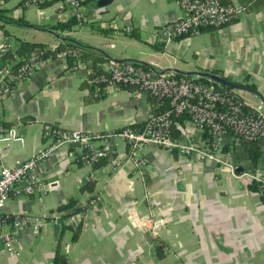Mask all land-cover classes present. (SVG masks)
Here are the masks:
<instances>
[{
  "label": "crops",
  "instance_id": "1",
  "mask_svg": "<svg viewBox=\"0 0 264 264\" xmlns=\"http://www.w3.org/2000/svg\"><path fill=\"white\" fill-rule=\"evenodd\" d=\"M44 1L51 0H39ZM229 1L241 8L238 0ZM83 7L85 20L77 24L62 0L45 7L29 0H0L6 17L26 22L0 28V47L5 43L6 51L14 52L27 41L50 48L61 43L56 34L99 52L106 59L101 64L133 63L178 78L186 77L161 72H219L231 81L252 84L264 98V7L252 12L241 8L227 25L168 42L160 41L158 32L183 16L179 0H84ZM56 25L62 28H50ZM127 27L129 33L124 32ZM4 63L0 59V66ZM67 66L59 56L45 61L0 101V170L21 164L46 146V127L90 134L140 129L153 111L166 109L163 101L132 86L90 94L85 71L72 73ZM235 92L249 106L263 108L255 94ZM172 127V136L180 142H205L203 132L186 116L174 118ZM115 144V152L92 168L77 160L76 145L59 147L39 165L42 189L11 196L4 213L49 221L69 199L84 211L71 223L64 222L72 230H62L60 219L58 225L47 222L38 233L20 228L19 256L10 257L0 248V264H55L57 253L66 264H264V204L261 195L249 189L250 176L264 174V141L258 143L256 166L243 146L228 138L222 141L219 161L154 145L132 151L122 141ZM139 159L146 160L140 170L135 165ZM87 182H93L91 193L81 192ZM146 196L163 221L158 238L136 223L149 211ZM158 243L166 252L157 253Z\"/></svg>",
  "mask_w": 264,
  "mask_h": 264
},
{
  "label": "built area",
  "instance_id": "2",
  "mask_svg": "<svg viewBox=\"0 0 264 264\" xmlns=\"http://www.w3.org/2000/svg\"><path fill=\"white\" fill-rule=\"evenodd\" d=\"M84 0H62L72 11L77 24H82L84 17ZM38 0H29L30 4H37ZM183 16L172 23L163 25L158 32L160 41L168 42L184 36L198 35L206 28H220L236 20L242 12L236 5H223L219 0H179ZM125 33L130 28L124 29ZM58 46H51L55 50ZM8 45L0 47V53L6 51ZM76 57L67 71H85V83L88 86L102 87L103 92L110 89L132 86L139 93L146 94L158 100H167L169 109L162 114H150L140 129L131 127L106 133H84L76 130L44 128L42 135L47 140L46 146L38 150L33 156L21 164L0 170V248L10 257L19 256L18 231L27 227L32 233H38L47 222L59 224L60 214L50 215L49 221L45 217L19 215L10 217L4 213V206L11 196L32 194L42 189V180L38 174V167L49 159L56 149L65 145L79 146L77 160L87 167H94L98 162L110 157L115 152V141L128 144L132 151L142 145H154L166 150H175L185 156H193L199 160L219 161V153L224 138L233 144L243 142L259 143L264 141V108L249 106L235 91H220L213 85L204 84L194 78H177L173 74L156 75L133 63H117L110 61L91 67L89 62L78 59L76 51H62L58 54L66 60V55ZM42 51L35 50L17 67L11 71L12 61L17 60L13 54L11 62L0 66V101L14 93L18 83L24 81L45 62ZM186 116L191 123L200 129L205 142L201 144L185 143L176 140L171 133L173 119ZM4 135V128L0 124V138ZM136 168L143 169L146 160L139 159ZM93 177V174L90 175ZM252 181L259 183L264 191V174L250 176ZM149 208L145 216L137 219L138 228L158 238V231L163 221L153 212V203L146 196ZM76 216H70L67 223H71ZM163 252L166 247L155 244Z\"/></svg>",
  "mask_w": 264,
  "mask_h": 264
},
{
  "label": "trees",
  "instance_id": "3",
  "mask_svg": "<svg viewBox=\"0 0 264 264\" xmlns=\"http://www.w3.org/2000/svg\"><path fill=\"white\" fill-rule=\"evenodd\" d=\"M55 1H59V0H51V1H44V2H39V0H38L37 5L39 7H45V6L50 5L51 3L55 2ZM219 1L223 5H231V2L229 0H219ZM238 1H239L241 8L245 12L256 11V10H259V9L264 7V0H238ZM1 20L15 21V20H11L10 18L6 17L4 15V13L0 10V28H4V26H6V25H5V23L1 22ZM15 22H17V21H15ZM19 22L20 23H26L22 19L18 20L17 23L20 24ZM61 26L62 25H56L53 27L51 26L50 28L51 29H59V28H62ZM156 49H160V47H158ZM35 50L42 51V56H40V58H42L45 61L53 59L54 57H57L60 52L65 51V50L72 51V52L76 51L78 53V56H77L78 59L82 62H89L91 67H93V68H95L97 64H101L102 62H104L106 60L103 57V55H101L99 52L93 50L92 48H90L88 46L83 45L80 42L79 43L61 42L58 45L57 49L51 50V49H49V47L47 45L40 44V43H32V42H27V41H21L19 47L14 52L3 51L2 53H0V59L4 60L6 62H11L13 60V54H15L17 56V60L12 61L13 63L11 65V71L15 72L17 67L21 64L22 60H24L27 56H29ZM65 58H66L68 65H70V66L76 60V57L71 53L66 55ZM213 74L217 75L219 77H223L227 81H231V79L229 77L223 76L219 72H214ZM174 76L177 77L176 75H174ZM195 80L198 82H202L204 84L213 85L216 88H218V90H220V91H226V92L235 91V90H232L230 88L220 87V86L213 84V83H211L205 79L199 78V79H195ZM233 82L238 83V84H242L243 86H245L247 88V90H249V92H253L255 94H258L255 87L252 84L241 83V82H236V81H233ZM88 88H89L90 94H93V91L94 92L97 91V93H100V92L105 93V92H103V89L100 86H98V87L89 86ZM152 99H156V98L152 97ZM156 100H158V99H156ZM158 101H160V102L163 101V104H165L166 109L162 110L161 112L153 111L152 114H154V115L162 114L169 109V103L167 100H158ZM173 132H174L173 127H171V133H173ZM241 145L243 146L245 152L248 154L252 165L256 166L258 163V160L261 156V148H260L259 144L258 143H252V142H243V143H241ZM249 189L251 192L259 193L261 195L262 202L264 204V191L261 190L259 183L252 181L249 185ZM84 191L91 193L93 191V182H87L86 185H84L81 188V192H84ZM55 211L60 214L61 229L62 230H68V229L72 230V228L69 225L64 224V222L67 221L70 216H74V215H78V214L82 213L84 211V207L79 206L78 202L76 200L69 199L65 204L57 207ZM80 226H81V221L78 222L77 227H75V229H73V231H72L73 232V237H72L73 241H75L79 235ZM159 249L160 248L157 247V249H156L157 253H159V251H160ZM54 262H55V264H66V259L64 258V256L57 253Z\"/></svg>",
  "mask_w": 264,
  "mask_h": 264
},
{
  "label": "water",
  "instance_id": "4",
  "mask_svg": "<svg viewBox=\"0 0 264 264\" xmlns=\"http://www.w3.org/2000/svg\"><path fill=\"white\" fill-rule=\"evenodd\" d=\"M1 22L5 23L6 26H23L22 24H18L15 21H5V20H1ZM55 37H57L61 42H73V43H79L77 40L74 39H69L66 37H62V36H58L56 34H53ZM140 65L147 67V65L143 62H139ZM176 73V74H180L182 76L187 77H195L197 79L201 78V79H205L213 84H216L220 87H225V88H230L232 90L235 91H249L247 90V88L245 86H243L242 84H238L235 83L233 81H227L226 79H224L223 77H219L217 75H214L210 72H199V71H192V72H180L177 71L175 69H166L164 71L161 72V74H166V73ZM253 93V92H251ZM255 94V93H253ZM256 96L259 97V100L264 108V98L260 97L258 94H255Z\"/></svg>",
  "mask_w": 264,
  "mask_h": 264
}]
</instances>
